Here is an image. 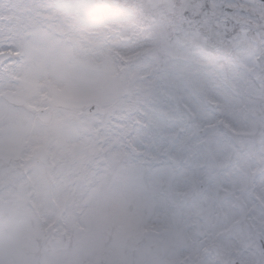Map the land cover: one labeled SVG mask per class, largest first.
Here are the masks:
<instances>
[{
	"label": "snow or ice",
	"instance_id": "6c2138e0",
	"mask_svg": "<svg viewBox=\"0 0 264 264\" xmlns=\"http://www.w3.org/2000/svg\"><path fill=\"white\" fill-rule=\"evenodd\" d=\"M0 264H264V0L0 9Z\"/></svg>",
	"mask_w": 264,
	"mask_h": 264
},
{
	"label": "rangeland",
	"instance_id": "374dc122",
	"mask_svg": "<svg viewBox=\"0 0 264 264\" xmlns=\"http://www.w3.org/2000/svg\"><path fill=\"white\" fill-rule=\"evenodd\" d=\"M11 0H0V9H6L10 6ZM233 160H235V157H233ZM225 163H228L227 160L224 161ZM241 167L243 169H247V162L241 161L240 162ZM229 188H231V185H229Z\"/></svg>",
	"mask_w": 264,
	"mask_h": 264
}]
</instances>
